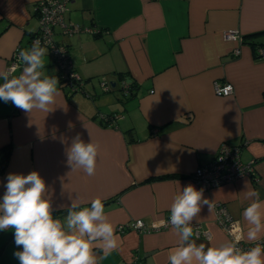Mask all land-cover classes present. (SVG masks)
I'll list each match as a JSON object with an SVG mask.
<instances>
[{
    "label": "crops",
    "instance_id": "obj_1",
    "mask_svg": "<svg viewBox=\"0 0 264 264\" xmlns=\"http://www.w3.org/2000/svg\"><path fill=\"white\" fill-rule=\"evenodd\" d=\"M37 1L0 0V70H7L18 47L30 48ZM67 7V20L92 30L54 29L82 90L67 95L59 84L48 113H26L0 100V147H10L0 172V202L9 173L38 171L54 217L66 216L73 201L90 207L102 199L118 248L103 258L94 244L98 264H169L178 241L172 226L150 232L116 226L134 218L150 226L170 215L174 197L194 185L190 172L228 143L240 146L243 163L254 159L252 174L203 191L212 208L202 206L192 223L210 237L192 239L206 246L230 240L214 221L216 202L227 205L246 234V186L264 201V57L224 31L237 29L264 44V0H68ZM45 63L58 77L49 54ZM102 79L110 89L103 90ZM129 80L136 87L124 96L121 87ZM216 80L230 82L233 91L217 95ZM77 135L99 146L92 176L67 164L66 150ZM17 251L22 247L15 245L14 230L0 231V264H20Z\"/></svg>",
    "mask_w": 264,
    "mask_h": 264
},
{
    "label": "clouds",
    "instance_id": "obj_2",
    "mask_svg": "<svg viewBox=\"0 0 264 264\" xmlns=\"http://www.w3.org/2000/svg\"><path fill=\"white\" fill-rule=\"evenodd\" d=\"M47 48L39 40L30 48L21 49L17 64L10 70H0V100L11 102L26 113L34 110L48 113L60 95L59 78L46 71ZM22 66V68H21ZM20 68L18 75L14 74ZM99 146L85 143L77 135L66 150L67 164L72 171L95 174ZM0 202V231L14 230V242L22 251L14 256L20 264H98L93 245L99 242L103 258L118 248L115 226L105 214L101 198L91 200L90 207L73 201L62 219L54 217L52 200L45 180L38 171L27 175L9 173ZM251 203L244 209L247 232L237 233L233 240L219 245L197 244L192 222L202 206L211 202L204 198L203 189L187 185L173 199L170 219L177 246L169 252V264H264V246L243 250L242 239L257 241L264 236V201L256 190L244 191ZM138 225L141 222H137Z\"/></svg>",
    "mask_w": 264,
    "mask_h": 264
},
{
    "label": "built area",
    "instance_id": "obj_3",
    "mask_svg": "<svg viewBox=\"0 0 264 264\" xmlns=\"http://www.w3.org/2000/svg\"><path fill=\"white\" fill-rule=\"evenodd\" d=\"M68 0H38L35 5V12L37 14V30L32 37V43L39 40L41 44L48 45L51 54L60 64V67H71V63L66 56L65 48L61 43L55 40V27H59L61 33L71 34L78 32L82 29L90 31V27H82L77 22L69 21L65 18V12ZM92 31V30H91ZM224 36L227 39L237 40L243 42L242 35L237 29H228L224 31ZM239 48H234V53H239ZM259 55L264 57V46L258 48ZM19 52L15 51L12 54L11 60L7 67V70L12 69L17 64V57ZM65 76L68 80V87L71 89H78L77 82L80 81V76L74 70L67 71ZM101 84L104 85V90L108 89V84L102 79ZM126 86V82L122 87ZM214 91L217 95H226L233 91V86L230 82L226 81H214ZM254 159L243 163L240 158V146L231 145L228 143L220 144L214 156L207 162L196 166L191 172L189 177L198 190H207L209 188L233 182L242 176H248L252 174ZM214 221L221 230H223L230 238L234 239L237 233V229L241 230V226L237 219L231 214L227 205L224 202H216L213 207ZM170 215L164 217L159 223L153 225H146L141 218H134L128 222L118 224L116 229L123 231L125 228L134 229L136 231H157L160 229L171 227L168 223ZM141 222L139 225L137 222ZM192 227L196 236H202L206 239L210 237V232L207 229H201L198 224H193ZM257 244L264 246V240L262 241H246L242 239L238 247L243 250H248Z\"/></svg>",
    "mask_w": 264,
    "mask_h": 264
},
{
    "label": "trees",
    "instance_id": "obj_4",
    "mask_svg": "<svg viewBox=\"0 0 264 264\" xmlns=\"http://www.w3.org/2000/svg\"><path fill=\"white\" fill-rule=\"evenodd\" d=\"M36 4H37V2H35V5ZM36 30H37V28L33 32L30 33V36H29V39H28L29 47H31V45L33 44L32 43V37L36 33ZM54 37H55V34H54ZM242 38H243V41H248L250 43V45L252 46V49L254 50V53H255L254 55L257 58L261 57L259 55L258 48L261 47V46H264V44L256 43L255 41L253 42L252 39H250V37L246 36V35H244V36L242 35ZM55 40L62 44V46L65 48L66 56L70 60L69 50H68L67 45L65 43H63V42H60L58 39H56V37H55ZM41 46L47 48L48 54L51 56L54 64L56 65L59 82H60V84L65 86L66 94L69 95V94H72L74 92L81 91L82 90V83H83V80H82L81 77L79 78V80H80L79 82L76 81L78 89H71L73 85L71 87L67 86V84H68L67 82H68L69 79L65 76V74H67V71H69V70H74L73 64L71 63V61H70V63H71V67L70 68L67 69L66 67H60V64L57 61V59L54 58L53 55L51 54L48 45L45 46V45L41 44ZM19 49H20V47L17 48V51H19ZM135 87H136L135 82L132 81V80H129L128 82H126V86L125 87H121V94L124 95V96H130L131 94L134 93ZM108 89H110V86H108ZM108 89H106V90H108ZM106 90H104V91H106ZM84 93L86 95H90L87 92H84ZM115 119H116V117L110 116L108 120H115ZM9 153H10L9 145H4V146L0 147V172L4 169V167H5V165H6L7 161H8Z\"/></svg>",
    "mask_w": 264,
    "mask_h": 264
},
{
    "label": "water",
    "instance_id": "obj_5",
    "mask_svg": "<svg viewBox=\"0 0 264 264\" xmlns=\"http://www.w3.org/2000/svg\"><path fill=\"white\" fill-rule=\"evenodd\" d=\"M111 85L113 86L114 85V82H111Z\"/></svg>",
    "mask_w": 264,
    "mask_h": 264
}]
</instances>
